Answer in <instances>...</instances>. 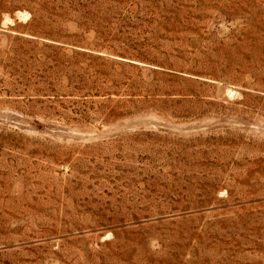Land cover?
Segmentation results:
<instances>
[{
	"label": "rangeland",
	"instance_id": "rangeland-1",
	"mask_svg": "<svg viewBox=\"0 0 264 264\" xmlns=\"http://www.w3.org/2000/svg\"><path fill=\"white\" fill-rule=\"evenodd\" d=\"M0 264H264V0H0Z\"/></svg>",
	"mask_w": 264,
	"mask_h": 264
}]
</instances>
